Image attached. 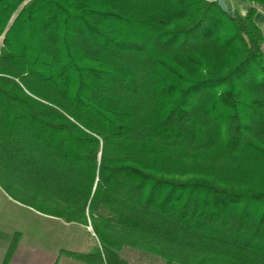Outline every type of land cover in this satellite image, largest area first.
Here are the masks:
<instances>
[{"label":"trees","instance_id":"trees-1","mask_svg":"<svg viewBox=\"0 0 264 264\" xmlns=\"http://www.w3.org/2000/svg\"><path fill=\"white\" fill-rule=\"evenodd\" d=\"M255 12L0 0V190L90 226L93 250L72 253L90 264H128L123 247L165 264H264Z\"/></svg>","mask_w":264,"mask_h":264},{"label":"crops","instance_id":"crops-1","mask_svg":"<svg viewBox=\"0 0 264 264\" xmlns=\"http://www.w3.org/2000/svg\"><path fill=\"white\" fill-rule=\"evenodd\" d=\"M225 1L228 8L240 16L244 15L249 7H256L253 21L261 31L263 37L261 50L264 54V7L250 3L248 0ZM19 206L36 216V222L41 224L38 229L40 228L43 232V236L37 239L38 243L23 239L22 236L15 237L16 242H12V232H21L0 229V264H90L72 255V253L88 252L91 247H94V243H91V247L86 246L85 239L81 236V231L89 236L93 235L88 227L65 223L60 219L50 218L22 205ZM0 227L3 226L0 225Z\"/></svg>","mask_w":264,"mask_h":264},{"label":"rangeland","instance_id":"rangeland-1","mask_svg":"<svg viewBox=\"0 0 264 264\" xmlns=\"http://www.w3.org/2000/svg\"><path fill=\"white\" fill-rule=\"evenodd\" d=\"M35 217L33 213L19 206V204L11 200L0 190V225L3 226L0 227L1 231L5 230V228L7 230H19L21 233L12 232L11 237L15 238L17 236H22L23 239L32 242L37 241L38 243L37 239L42 238L43 232L40 228L38 229V226L41 224L36 222L37 218ZM87 227L91 230L90 226ZM81 236L85 239L86 246L91 247V243H94L95 246L93 235L89 236V234L81 231ZM90 250H93V247H91ZM121 257L126 260L128 264H165V261L159 257L130 247H123Z\"/></svg>","mask_w":264,"mask_h":264},{"label":"water","instance_id":"water-1","mask_svg":"<svg viewBox=\"0 0 264 264\" xmlns=\"http://www.w3.org/2000/svg\"><path fill=\"white\" fill-rule=\"evenodd\" d=\"M216 3L223 13L234 17L235 11L228 8L225 0H216Z\"/></svg>","mask_w":264,"mask_h":264},{"label":"built area","instance_id":"built-area-1","mask_svg":"<svg viewBox=\"0 0 264 264\" xmlns=\"http://www.w3.org/2000/svg\"><path fill=\"white\" fill-rule=\"evenodd\" d=\"M206 1H216V0H206Z\"/></svg>","mask_w":264,"mask_h":264}]
</instances>
